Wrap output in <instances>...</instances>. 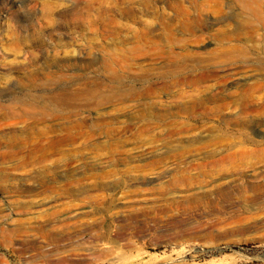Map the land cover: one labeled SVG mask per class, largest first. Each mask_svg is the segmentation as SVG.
Returning a JSON list of instances; mask_svg holds the SVG:
<instances>
[{"label": "rangeland", "instance_id": "1", "mask_svg": "<svg viewBox=\"0 0 264 264\" xmlns=\"http://www.w3.org/2000/svg\"><path fill=\"white\" fill-rule=\"evenodd\" d=\"M214 1L0 0V102L55 71L113 95L2 147L0 264H264V0Z\"/></svg>", "mask_w": 264, "mask_h": 264}, {"label": "bare ground", "instance_id": "2", "mask_svg": "<svg viewBox=\"0 0 264 264\" xmlns=\"http://www.w3.org/2000/svg\"><path fill=\"white\" fill-rule=\"evenodd\" d=\"M214 2L218 6V13H219L220 0H215ZM204 5L202 4V6H204ZM216 9H217V7H216ZM178 11L182 14V20L179 22V26H181L183 28L182 30L191 31V28L195 27V25H199L201 20H202V18L200 16L202 14V12H197L198 9L196 11L197 13H193L194 15L191 13H187L186 10L181 6H178ZM216 12H217V10H216ZM220 12H221V10H220ZM89 22H90L89 25L93 26L96 21L90 19ZM200 25H203V22ZM205 26L203 28H205ZM207 27L208 26H206V28ZM168 38H172L170 33H168ZM142 40H145L144 36L141 37L140 41H142ZM192 40H193V38H192ZM177 42L178 41H176V43ZM140 47H141V45H140ZM140 47L138 45H135V46L129 47V50L126 49L125 58L127 57V59L129 60V61L127 60L128 62L125 65V67L127 68L126 70H128V69L130 70L133 67V63H132L133 61L131 62L132 59H135L133 56V52L138 50L137 48H140ZM189 55H190L189 53H184V52H183V54L178 55L177 56L178 63L176 66L171 68V71L183 69L184 67L186 68L187 63H185L184 61L188 60ZM52 76H53V79L49 84H47L45 82L38 84L35 81L32 84V79H29V83H30L29 85L32 84V88L40 87V88L45 89L44 92L33 94L31 92V90L29 89V90H26L25 92H23L22 96L11 97L8 103L0 102V129L3 127H6V128L8 127V128L12 129V131L10 133L3 135V139H0V158H1V160L2 159L4 160V158L5 159L8 158V156L10 154L9 152H7L8 150L7 151L6 150L1 151L2 147H4V146L6 148H7V146L19 147V145H23L24 143H26L25 145H27L28 142H31L28 140H32V142H34L35 145L31 144V143L30 144L35 146V147H32V148L29 147V149L24 150V152L28 151L27 153L25 152L26 153L25 155H24V152L22 153L24 155V157L27 158V156L29 157L30 155H33V156H39L40 155V157L45 156L44 155V151H45L44 148L46 145H44V143H45V141L46 142L48 141L47 139H48L49 135L47 136V133H46V131H48V128L44 127V126H39L38 124L42 123L46 119L47 110L49 109L50 106L52 108H54L51 115L54 117V119H58V118H60L58 116V112L60 109H63L64 111L67 110L68 112H70V111L74 112L75 110L80 109L84 106L96 108L99 104H101L102 100H106L108 102L113 101V99H111V97L113 96L112 93L102 94L98 88L87 87V86L91 85V83H92V81H90L89 77H87V76H85L83 79L84 81H83L82 85L84 87L76 86L75 84H73L71 82L73 77L70 74L61 73L60 71H55L54 73H52ZM139 76H143V74H140ZM113 77H115L114 73H112V74L109 73L107 75L108 80H110ZM200 77L202 78L203 76H199L198 78L200 79ZM131 85L132 84H130L129 86L131 87ZM37 101H39L41 104L40 106H38V110H36V112H37L36 114H39V117H38V119L33 121V124H31V123L28 124V126L30 127V129L28 128L29 131L27 132V134L24 138H20V137H18V135H16V133H14L13 130L16 127V123L18 122V119L20 118L21 113L23 112L26 115H32L33 113L31 111H29L28 109H25V108H23V110H22V108L17 110V108H16L17 106L15 107V105L16 104H18L20 106L27 105L30 108H34L35 105L37 103H39ZM69 122L70 123H68V124H70V126H72V128L80 125V123L71 124V121H69ZM33 127H34V129H33ZM51 128H53V127H51ZM74 137L75 136L72 135L71 133H67L64 136L56 137L55 140L62 141L65 139H70V138L73 139ZM51 138H53V136ZM55 140L52 139L51 142H54ZM19 150H21V148ZM19 150L18 151L15 150V151L20 152ZM21 152L19 154L17 153V155L19 156L21 154ZM23 155H22V157H23ZM14 156H16V155L14 154ZM10 157H11V155H10ZM21 160H22V158H21ZM2 164H3V162H2ZM2 164H0V171L5 169L4 167H7V165L3 166ZM21 165L22 164H20V166H17V168L22 167Z\"/></svg>", "mask_w": 264, "mask_h": 264}]
</instances>
